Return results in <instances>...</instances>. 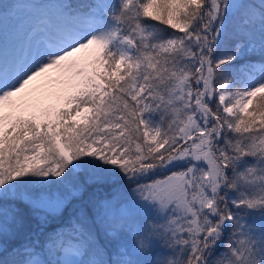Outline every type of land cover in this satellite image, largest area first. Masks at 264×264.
<instances>
[{
	"label": "snow or ice",
	"instance_id": "obj_1",
	"mask_svg": "<svg viewBox=\"0 0 264 264\" xmlns=\"http://www.w3.org/2000/svg\"><path fill=\"white\" fill-rule=\"evenodd\" d=\"M61 14L0 63V264H264V0Z\"/></svg>",
	"mask_w": 264,
	"mask_h": 264
},
{
	"label": "rangeland",
	"instance_id": "obj_2",
	"mask_svg": "<svg viewBox=\"0 0 264 264\" xmlns=\"http://www.w3.org/2000/svg\"><path fill=\"white\" fill-rule=\"evenodd\" d=\"M62 2L63 0H0V63L9 64L26 56L30 50L35 49L39 41L47 39L63 22ZM56 74L57 70H52V75ZM39 83L49 89L58 87L46 78H41ZM59 225L61 223L55 227ZM47 231L50 230L45 232ZM71 258L81 259L79 255Z\"/></svg>",
	"mask_w": 264,
	"mask_h": 264
},
{
	"label": "trees",
	"instance_id": "obj_3",
	"mask_svg": "<svg viewBox=\"0 0 264 264\" xmlns=\"http://www.w3.org/2000/svg\"><path fill=\"white\" fill-rule=\"evenodd\" d=\"M72 2L75 3V0H72ZM48 223L47 225L45 226L47 229H51L53 227H55L58 223H65L66 222V218H60V217H57V218H52V217H49L48 219ZM36 226V222L33 221V227L35 228Z\"/></svg>",
	"mask_w": 264,
	"mask_h": 264
},
{
	"label": "bare ground",
	"instance_id": "obj_4",
	"mask_svg": "<svg viewBox=\"0 0 264 264\" xmlns=\"http://www.w3.org/2000/svg\"><path fill=\"white\" fill-rule=\"evenodd\" d=\"M30 36H31V35H30ZM30 36H29V37H30ZM32 39H33V38H32ZM34 39H35V38H34ZM36 39H37V38H36ZM37 41H38V40H37ZM26 42H27V41H26ZM41 42H42V41H39V42L37 43V45H38L39 43H41ZM27 43H29V41H28ZM30 44H31V43H30ZM34 44H35V43H34ZM34 44H33V45H34ZM37 45H36V46H37ZM31 49H32V48H31Z\"/></svg>",
	"mask_w": 264,
	"mask_h": 264
}]
</instances>
